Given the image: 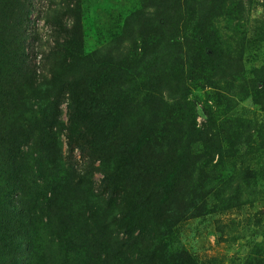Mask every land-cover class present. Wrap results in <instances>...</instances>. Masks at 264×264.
Segmentation results:
<instances>
[{
  "label": "rangeland",
  "instance_id": "rangeland-1",
  "mask_svg": "<svg viewBox=\"0 0 264 264\" xmlns=\"http://www.w3.org/2000/svg\"><path fill=\"white\" fill-rule=\"evenodd\" d=\"M12 216L0 264H264V0H0Z\"/></svg>",
  "mask_w": 264,
  "mask_h": 264
},
{
  "label": "trees",
  "instance_id": "trees-1",
  "mask_svg": "<svg viewBox=\"0 0 264 264\" xmlns=\"http://www.w3.org/2000/svg\"><path fill=\"white\" fill-rule=\"evenodd\" d=\"M134 17L136 19H139L140 17H143V13L139 12V13H135L134 14ZM102 62H107L109 64H114L117 62V58L115 55H111L109 54L106 59H103ZM172 184V180L170 181L169 183V186ZM17 206V204H15ZM15 216H12L10 218H4L2 219V221L0 222H5V220H8V219H12L14 218ZM3 224V223H0V225ZM27 239H29V234L24 231V228H20V227H17V226H14L13 228H8L6 229L5 226H2V228H0V242L4 245L3 248H0V262H4L5 260H9L10 258L12 259L15 254H13V251H15L16 249H18V246L13 249V251L11 252L12 253V256L10 255V253L8 254V256H4L5 255V252H4V248L7 246V245H12V246H15L17 244H20L22 242H27ZM7 249V247H6ZM21 257V256H19ZM23 258V257H21ZM9 263V262H8ZM31 263V262H29ZM15 264V263H14ZM194 264V263H193Z\"/></svg>",
  "mask_w": 264,
  "mask_h": 264
}]
</instances>
